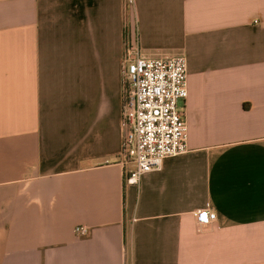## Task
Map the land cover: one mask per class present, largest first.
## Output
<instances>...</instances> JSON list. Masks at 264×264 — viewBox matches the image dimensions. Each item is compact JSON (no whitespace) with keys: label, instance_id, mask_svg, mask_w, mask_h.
Instances as JSON below:
<instances>
[{"label":"crops","instance_id":"crops-1","mask_svg":"<svg viewBox=\"0 0 264 264\" xmlns=\"http://www.w3.org/2000/svg\"><path fill=\"white\" fill-rule=\"evenodd\" d=\"M126 1L0 0V264H264V0ZM125 36L187 62L189 151L138 186Z\"/></svg>","mask_w":264,"mask_h":264},{"label":"built area","instance_id":"built-area-1","mask_svg":"<svg viewBox=\"0 0 264 264\" xmlns=\"http://www.w3.org/2000/svg\"><path fill=\"white\" fill-rule=\"evenodd\" d=\"M127 5L132 0L126 1ZM122 133L120 160L127 168L125 184L138 186L143 174L159 171L169 158L188 153L184 102L187 98V62L183 54L148 58L135 38L125 36L120 65ZM180 103V104H179ZM199 223L208 226L216 214L210 205L196 212ZM87 237L89 228H74Z\"/></svg>","mask_w":264,"mask_h":264},{"label":"rangeland","instance_id":"rangeland-1","mask_svg":"<svg viewBox=\"0 0 264 264\" xmlns=\"http://www.w3.org/2000/svg\"><path fill=\"white\" fill-rule=\"evenodd\" d=\"M180 104V103H179Z\"/></svg>","mask_w":264,"mask_h":264}]
</instances>
